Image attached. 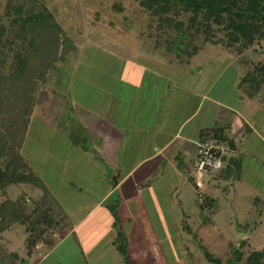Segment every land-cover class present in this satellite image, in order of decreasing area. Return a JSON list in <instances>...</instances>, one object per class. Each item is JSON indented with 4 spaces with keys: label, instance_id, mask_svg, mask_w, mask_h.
Wrapping results in <instances>:
<instances>
[{
    "label": "rangeland",
    "instance_id": "374dc122",
    "mask_svg": "<svg viewBox=\"0 0 264 264\" xmlns=\"http://www.w3.org/2000/svg\"><path fill=\"white\" fill-rule=\"evenodd\" d=\"M7 1L0 0V15H4ZM36 1L53 13L71 46L64 61L49 70L44 78L38 77V86L31 99L28 128L21 151L40 181L35 180V185H12L5 191L0 190V206L7 199L21 198L26 203L28 214H33L36 207L41 206L39 209L47 210L58 224L47 230L31 254L28 248L30 234L26 232V226L16 224L0 231L2 258L16 254L19 260L14 264H32L37 256L47 253L59 241L69 222L57 205L46 197L41 187L43 184L63 204L73 221L82 220L93 202L84 196L86 193L95 189L98 195H102L108 188L107 183L114 185V181L107 177L108 172L105 174L107 180L102 181L107 160L102 159L103 156L99 155L103 152L94 151L93 144L87 140L89 125L96 116L107 118L110 110H113L111 116L115 117L114 121H121L122 112L127 108L124 100L133 96L137 88L140 94L144 92L150 97L155 94L153 81L157 76L146 74L141 69L135 70L136 62L145 65L154 61L158 63L154 67L161 72L166 70L167 76L171 71L181 74L184 69L194 70L202 64L205 67L225 64L227 69H232L229 72H237L235 76L239 78L247 65L245 62L253 65L264 61V41L239 52L238 48L231 50L220 42V39L225 40V33L217 30L214 39L220 40L218 43L197 40L194 43L204 44V48L190 60V66L186 65V60L181 64L177 54L169 51L165 43L169 40L167 33L175 34L174 31L164 26L161 29L157 17L143 9L141 0ZM190 14L183 13L177 18L186 21ZM5 22L8 23L7 20ZM11 46L7 72L17 52L15 46L7 47ZM181 67L185 68L181 70ZM219 70L220 67L216 66L209 71V76H205V69H199L181 80L177 78L180 76H170L166 82L162 80L160 87H168L171 97L179 93L186 97V93L192 90L190 98L204 93V85H208L209 98L204 101L200 115L204 120L207 117L209 126L222 124L230 112L227 106L241 111L248 125L241 121L245 133L236 137L241 159L239 180L225 181L215 178L214 174H206L203 188H197L189 174L186 180L180 172L174 175L168 166L164 177L158 180L155 177L153 183H156L151 186L138 188V178L134 177L123 188L114 191L110 198L112 206L117 204L119 197L126 202L123 208L122 205L117 207V212L126 234L131 264H215L204 255L205 249L219 259L218 264H245L251 253L264 250V86L258 97L249 99L245 95L244 98L245 91L236 87L230 76L218 77ZM131 74L136 78V85L127 87L128 82L124 81ZM185 80L192 83L190 91L180 90L188 87ZM123 91L127 94L124 95ZM158 94H161L159 90ZM240 95L244 99L241 100ZM196 98L191 99L192 108L200 100ZM76 130L82 136L74 137ZM73 139L85 142L86 150L75 145ZM117 167L120 168L119 165ZM203 196L214 199L212 210H201ZM105 211V216L99 210L86 223L96 236L93 240L97 243L96 257H104L100 264L110 263V257L116 260V264H123L120 252H113L111 246L104 248L103 243L110 236L109 229L105 227L110 225L108 218L112 216ZM33 217L36 218L37 214ZM144 219L150 224H143ZM235 249L239 250L241 260H236ZM110 251L113 256L107 255ZM89 261L90 264L95 263L91 258ZM42 264L85 262L80 250L68 240L54 249Z\"/></svg>",
    "mask_w": 264,
    "mask_h": 264
},
{
    "label": "trees",
    "instance_id": "16d2710c",
    "mask_svg": "<svg viewBox=\"0 0 264 264\" xmlns=\"http://www.w3.org/2000/svg\"><path fill=\"white\" fill-rule=\"evenodd\" d=\"M19 1L8 0L4 15H0V190L3 191L12 185H35L40 181L21 151L28 128L31 99L38 86V77L44 78L49 70L64 61L71 46L63 28L44 4L36 0ZM140 4L151 16L157 17L161 29L164 26L174 31L175 34L167 33L169 40L165 43L182 64L184 60L189 63L204 48V44L194 43L200 39L202 43L211 44L221 40L228 49L238 48L239 52L264 41V0H141ZM183 13L191 14L186 21L178 20L177 17ZM217 30L225 33V40L214 39ZM8 45L15 46L17 52L7 72L12 50ZM245 63L238 85L246 97L254 99L264 86V61L253 65ZM203 136L204 139L217 137L228 140L232 148L235 147L234 141L221 128L207 129ZM240 167V157L232 154L226 157L225 166L214 177L225 181L239 180ZM41 187L65 217L61 204L50 189L45 184ZM40 207L37 206L33 214H28L26 203L21 198L7 199L0 206V231L16 224L26 226V232L30 234L29 254L42 241L47 230L58 224L47 210H40ZM117 207L118 204L111 208L117 219L116 247L124 258V264H131ZM200 207L202 211L212 210L215 201L203 196ZM239 253L235 249L236 260L242 259ZM204 255L215 264L220 262L207 249ZM2 256L4 254L0 253V264H14L19 260L16 254L11 258ZM245 264H264V250L251 253Z\"/></svg>",
    "mask_w": 264,
    "mask_h": 264
},
{
    "label": "crops",
    "instance_id": "0c3cea01",
    "mask_svg": "<svg viewBox=\"0 0 264 264\" xmlns=\"http://www.w3.org/2000/svg\"><path fill=\"white\" fill-rule=\"evenodd\" d=\"M190 64H192L191 61L186 65L190 66ZM157 65L158 63H155L154 61L151 64L147 63L145 65L142 62L141 65L137 62L135 64V70L141 69V71H145L146 74L149 72L151 73V76H157L156 81H153V83H155L153 85L155 87L154 95H151L150 97V94H144V92L140 94V89L137 88L139 84H137V89H135L136 93L124 100V102L126 101L125 106L127 108L124 110V113L122 112V116L120 117L121 121H114L115 117L111 116L113 110H110L109 116H106L107 118L96 116L90 122V133L87 140H90L93 144L94 151L99 150L103 152V154H100L102 152H96V154H100L99 156H103L102 159L107 160L105 163L113 169V176L110 178L112 182L116 181V183L113 182L114 185H108V181H106L108 188L104 190L102 195H98V193L95 192V189H91L84 195L90 200L93 199V202L87 207L88 212H86V216L82 218V220L73 221L65 210V207H62L63 204H61L65 218L69 220L67 227L62 231L63 235L60 236V239L56 242L55 246L49 249L47 253L42 254L41 257L37 256L32 264H42L48 259V257H50V254L54 249L58 248L68 240H71L76 248L80 250L84 256L85 264H90V258L95 262L94 264H100L99 262L103 261L104 257H96L98 256L95 254L97 243L93 242L96 236H93V232L89 230V225L86 224L92 215L99 210L102 211V214L105 210V212L112 214V216L108 218V220H110V225L105 227V229H109L110 236L105 240L107 242L103 243L105 244L104 248L106 246L110 248L111 246L113 252L114 250L118 251L116 247V238L118 237V227L116 226L117 219L111 209L112 203L110 204V198L114 191L116 192L117 189L123 188L127 182L134 177L138 178V180L136 179L138 188L151 186L156 183H153L155 177H157V180L161 176L164 177L163 175L166 173L165 167L168 166L172 168L174 175L180 172L182 173L180 175H183L185 178L188 174L194 178L193 171L198 143L204 139L203 132L207 129L221 128L224 130L225 134L234 141V149L236 148L234 155L239 157V146L237 145L238 141L236 137L244 136L245 133L242 131L241 121L245 123V126L248 125L247 121L241 114V111L238 112L235 110L233 108L234 106H227L230 112L224 117L225 120L222 121V124L220 126H209L207 117L204 120L200 115L204 107V101L209 98L207 90L208 85H204V88H206L204 93L195 95L197 98L194 96L188 98L189 95H193L192 90L191 92L186 93L188 94V96L185 95L186 97L181 96L180 93L171 97L169 95H171L172 92H170V90L168 91V87H165L164 89V87L160 86H162L163 81L165 80L166 82V79L170 76H180L177 78L181 80L186 78L185 76L188 75V73H192L199 69L203 70V68L205 69L204 75L209 76V71L213 70L216 66L220 67L218 77L230 76L236 87H239L238 84L241 76L239 75L238 78V75L235 76V73L237 74V72H229L232 69H227L225 64H216L215 67L207 65L211 66L210 68L207 66L205 67L202 64L198 66V68H195L196 70L191 69L189 71L184 69L185 67H181V70L184 69L181 71L182 75L176 71H171L172 73L169 76L165 75V73H168L166 70L161 72L160 69L154 67ZM167 70H169V68H167ZM162 75H165L166 77ZM135 79L131 74L130 78H127L128 81L125 80L124 82H128L126 85L127 87L133 86L136 85ZM180 80L179 83H181ZM170 81L173 82L172 80ZM185 81V84L188 85V87L180 90L190 91V89H192V83L189 84L187 80ZM158 90L161 94H158ZM123 94L125 95L127 93L123 91ZM243 97L240 95L241 100L245 98ZM145 98L147 101L144 102V100H146ZM193 98L200 100H198L192 108L191 99ZM80 133L81 132L76 130L73 133L75 134L74 137L82 136ZM73 142L78 147L86 150V147L83 146L85 142L74 141V139ZM118 161L121 163L118 164ZM117 165H119L120 168L117 167ZM114 166L118 168L117 171ZM104 172V174L102 173V181L107 180V177L105 176L107 172L106 169ZM113 177H115L116 180H114ZM161 183L164 185L165 180ZM125 196H127V194ZM116 203L118 204V208L121 205L123 208V204L126 202L123 197H119ZM148 220L151 222L149 217ZM148 220L144 219L143 224H148ZM121 226L122 220H120V227ZM109 254H111V251L107 255ZM111 256H113V254H111ZM108 261H110L108 264L117 263L116 260L113 261L112 257H110Z\"/></svg>",
    "mask_w": 264,
    "mask_h": 264
},
{
    "label": "built area",
    "instance_id": "2783aa9c",
    "mask_svg": "<svg viewBox=\"0 0 264 264\" xmlns=\"http://www.w3.org/2000/svg\"><path fill=\"white\" fill-rule=\"evenodd\" d=\"M228 140L217 137H208L198 143L195 167L193 171L194 182L197 188H203L204 178L216 174L226 163V157L234 154Z\"/></svg>",
    "mask_w": 264,
    "mask_h": 264
},
{
    "label": "water",
    "instance_id": "95a60500",
    "mask_svg": "<svg viewBox=\"0 0 264 264\" xmlns=\"http://www.w3.org/2000/svg\"><path fill=\"white\" fill-rule=\"evenodd\" d=\"M105 166H106V169H107V177H112L113 176V169L111 168V167H109L107 164H105ZM113 179L114 180H116V178L115 177H113Z\"/></svg>",
    "mask_w": 264,
    "mask_h": 264
}]
</instances>
